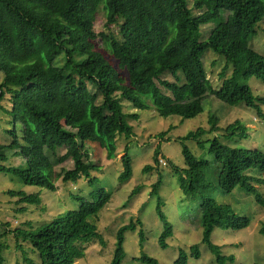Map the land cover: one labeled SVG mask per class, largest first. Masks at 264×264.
I'll use <instances>...</instances> for the list:
<instances>
[{
	"label": "trees",
	"instance_id": "trees-1",
	"mask_svg": "<svg viewBox=\"0 0 264 264\" xmlns=\"http://www.w3.org/2000/svg\"><path fill=\"white\" fill-rule=\"evenodd\" d=\"M191 1L192 6L190 0H0V101L9 94V108L3 109L13 124L8 130L12 140L9 145H0V155L7 149L15 150L25 161L24 168L0 164V173L16 175L28 186L51 192L59 191L60 180L76 184L85 177L91 186L98 184L99 179L92 177L97 166L91 162L85 145L99 144L112 160L116 156L117 137L135 135L134 125L127 118L138 119L140 114L125 112L123 101L140 110L154 106L161 116L193 118L204 110L203 100L211 95L232 105L245 102L260 109V117H264L261 110L264 98L240 82L244 77L264 82V55L250 45V38L264 20V0ZM100 11L105 13V26L116 25L117 34L94 30ZM220 18L222 21L207 38L198 37L202 26ZM97 38L118 62V69L96 48ZM209 49L224 59L225 68L216 90L203 62ZM231 67V75L225 76ZM166 74L174 81L163 78ZM217 121L215 116L210 117L212 130ZM16 124L21 126L19 134L14 128ZM249 130L241 120H235L225 126L222 136L244 138L250 135ZM204 133L206 130L200 128L179 138L184 144L186 170L175 168V171L180 174L183 192L196 196L209 189L211 184L204 171L214 165L220 191L231 193L242 187L256 196L264 208V195L255 185V182L264 184V179L250 174L255 170L264 174V152L229 147L213 137L209 148L213 163L199 159L185 142L195 140L203 146L200 138ZM62 148L67 150L63 156L59 153ZM160 155L158 148L155 164H159ZM69 160L75 167L57 172V166ZM123 163L125 173L119 177L121 182L133 176L129 154ZM150 169L151 166L146 167V171ZM161 182L159 177L154 185L156 195ZM140 191L141 187L135 193ZM9 194L18 197L16 204L23 205L20 211L27 210L26 206L43 204L40 193L9 191ZM74 198L80 202L78 210L58 216L36 230L10 232L15 239L33 246L41 264H77L84 256L82 244L101 240L91 219L98 218L112 195L100 189L94 201L79 195ZM162 205L158 195L157 210L165 226L159 243L166 250L173 227L162 212ZM199 213L202 245L209 249L217 264L234 261L233 256L222 255L220 247L212 244V232L243 230L251 226L252 219L218 204L212 197L203 199ZM142 225V220H138L119 229L118 248L111 264H123L125 235L138 231ZM7 233L4 231L1 237ZM140 234L144 243V230ZM261 234L264 235V224ZM4 251L0 243V264H5ZM200 257L199 246H194L189 253L180 251L174 264H188L189 258ZM135 259L160 264L147 255ZM24 262L38 264L28 258Z\"/></svg>",
	"mask_w": 264,
	"mask_h": 264
},
{
	"label": "rangeland",
	"instance_id": "rangeland-1",
	"mask_svg": "<svg viewBox=\"0 0 264 264\" xmlns=\"http://www.w3.org/2000/svg\"><path fill=\"white\" fill-rule=\"evenodd\" d=\"M190 6L193 1L190 0ZM199 12L194 11L195 15ZM222 18L204 25L200 28L198 37L207 38L209 32L220 23ZM106 16L100 11L94 30L97 33L114 32L118 33L116 25L106 27ZM96 48L103 53L112 66L118 69V62L109 54L100 38L96 39ZM251 47L258 53L264 55V20L258 25V32L250 38ZM64 61V58L61 62ZM204 66L213 89L219 88V75L224 70V59L209 49L203 56ZM232 73L231 69L225 71V76ZM127 78V74L122 72ZM181 76V75H180ZM163 78L174 81L170 74ZM241 84L250 86L253 92L264 98V82L256 77L241 79ZM165 91V90H164ZM125 112H138L140 118H127L131 125H134L135 135L126 137L119 135L116 140V156L110 160L107 152L99 144L87 142L86 149L89 152L91 162L97 166L92 171V177H97L99 183L91 186L85 177L79 179L78 183L58 182L59 191L51 192L37 186L24 184L21 178L10 173H0V237L4 231H8L1 237L0 243L4 245L3 253L5 264H25L28 258L41 264L40 255L34 251L30 243L17 240L13 230H33L54 220L56 217L78 210L80 202L74 195L94 201L100 189H105L111 195V201L98 214V218L91 219L96 225L101 240H94L91 243L82 244L84 256L77 264H111L118 248L117 234L120 228L133 221L142 220L143 225L139 226L136 232H127L125 235V259L123 264H145L139 258L143 255L155 258L160 264H174L179 257L180 251L189 253L194 246H199L200 259L189 258L188 264H217L214 256L206 246L202 245L203 227L202 215L199 208L203 199L212 197L218 204L232 207L235 212L252 219L250 227L234 231L231 229H214L212 232V244L220 247L221 254L233 256L234 261L225 264H264V235L261 228L264 224V208L256 200V196L248 194L242 187H237L231 193H224L217 188V174L213 165L205 170V178L210 182L209 189L196 196L187 195L181 189L180 174L175 171L186 170V162L182 153L183 143L179 138L184 137L192 131L200 128L205 129L200 140L204 143L199 146L195 140L185 142L197 158L208 160L213 163V155L209 152L210 141L213 137L226 146L233 148H246L261 150L264 152V117H260V109L250 107L245 102L232 105L218 100L214 96H207L203 100L204 110L193 118H182L178 115L161 116L154 106L140 110L123 101ZM3 108H9V94L0 101V145H9L12 138L8 130L13 128L8 112ZM261 110L264 113V103H261ZM215 116L218 121L216 128L211 129L210 117ZM235 120H241L249 127L248 137L224 138L225 126ZM19 134L21 126H14ZM165 132L164 136H160ZM128 148V151H127ZM160 149L159 164L154 162V154ZM1 152V151H0ZM63 156L67 150L62 148L59 151ZM129 154L133 176L121 182L119 177L125 173L123 163L124 157ZM163 162L166 164L164 165ZM0 164L6 167L24 168V159L15 150H5L0 155ZM151 166L146 171V167ZM75 167L72 160L57 166V172ZM181 173V172H180ZM257 179H264V174L258 171H251ZM161 177V185L158 195L162 200V212L167 221L173 227V237L168 240V248L164 250L159 243L165 229L161 220L157 205L158 195L153 193L154 185ZM259 191L264 195V184L256 183ZM141 187V191L135 193ZM9 191L22 192L25 194H41L42 206H26L27 210L20 211L23 205L16 204L18 197H11ZM145 232V242L141 240L140 231Z\"/></svg>",
	"mask_w": 264,
	"mask_h": 264
},
{
	"label": "built area",
	"instance_id": "built-area-1",
	"mask_svg": "<svg viewBox=\"0 0 264 264\" xmlns=\"http://www.w3.org/2000/svg\"><path fill=\"white\" fill-rule=\"evenodd\" d=\"M162 163L165 165L166 163L162 161Z\"/></svg>",
	"mask_w": 264,
	"mask_h": 264
}]
</instances>
